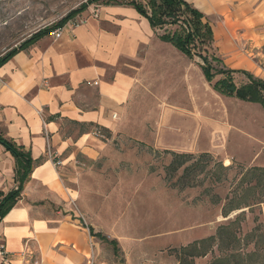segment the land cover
<instances>
[{"label": "crops", "instance_id": "obj_1", "mask_svg": "<svg viewBox=\"0 0 264 264\" xmlns=\"http://www.w3.org/2000/svg\"><path fill=\"white\" fill-rule=\"evenodd\" d=\"M185 1L204 16L209 12L224 17L227 35L229 20L242 27V18L252 9L251 0H196L199 6ZM74 22L78 24L65 26L59 38L42 36L0 66V135L28 151L34 163L20 199L0 219V264H107L100 246L104 242L88 229L106 237L98 228L102 224L94 221L119 220L120 195L88 191L99 204L95 216L84 201L80 203L82 194L64 185L58 170L74 168L77 159L100 156L105 144L94 135L96 130L112 138L144 139V134L128 131V126L143 123L138 116L140 92L143 106L149 108L153 102L148 103L152 94L147 85H164L171 56L194 59L161 41L128 5H104L96 18L82 13ZM183 116L162 99L155 140L173 132L182 144L187 134ZM15 168L13 156L0 144L1 194L16 188ZM70 199L89 220L88 229Z\"/></svg>", "mask_w": 264, "mask_h": 264}, {"label": "rangeland", "instance_id": "obj_2", "mask_svg": "<svg viewBox=\"0 0 264 264\" xmlns=\"http://www.w3.org/2000/svg\"><path fill=\"white\" fill-rule=\"evenodd\" d=\"M86 1L0 0V56L39 30L56 24ZM190 1L199 6L196 0ZM103 2L99 0V5L89 6L83 15L96 18ZM251 7L250 14L242 18L244 26H235V21L229 20V35L224 17L206 12L215 33L210 53L221 61L212 65L218 69L247 71L264 80V0H251ZM170 61L171 69L164 85H147L152 94L148 103L153 102L149 108L143 106L140 92L138 116L143 123L128 126V131L142 133L144 139L103 135L104 151L96 160L77 159L74 168L58 170L64 185L81 193L80 203L84 201L95 216L99 204L94 199L97 197L86 194L88 191L120 195L122 217L117 221L97 218L94 221L96 225L102 224L98 228L109 240L114 238L118 243L117 253L100 243L102 259L107 264H177L172 249L212 236L218 225L242 211L241 238L256 224L264 229V204L251 210H235L226 218L221 215L226 199L236 206L252 203L258 193L264 195V188H246L239 180L248 168H264L263 110L258 105L215 92L213 84L221 76L205 81L198 58L187 60L174 55ZM233 77L237 86L247 81L240 73ZM162 99L184 114L187 134L182 144L176 142L173 132L155 140ZM175 126L172 118L171 127ZM163 151L208 153L212 160L198 162L183 177L184 166L168 175L172 157ZM247 179L250 181L252 176ZM73 209L89 225L77 201ZM251 247L241 246L240 253L251 251ZM218 256L214 248L205 257L196 258L195 264H208ZM238 263H241L239 259ZM242 263L264 264V257L260 254Z\"/></svg>", "mask_w": 264, "mask_h": 264}, {"label": "trees", "instance_id": "obj_3", "mask_svg": "<svg viewBox=\"0 0 264 264\" xmlns=\"http://www.w3.org/2000/svg\"><path fill=\"white\" fill-rule=\"evenodd\" d=\"M99 0H88L78 8L70 11L56 24L39 30L23 41L18 46L10 49L0 56V66L10 59L18 51L23 50L33 44L42 36L49 35L54 29L63 27L68 21L76 18L91 5H99ZM124 4L133 7L137 13L144 17L150 27L158 32L157 37L173 46L180 53L189 59L198 58L201 61V71L207 82H211L216 75L221 76L213 84V90L224 97L235 98L242 102L258 104L264 110V80L257 78L246 71L230 70L225 68H215L221 64L219 58L210 53L213 43V31L211 24L206 17L185 0H127L118 2L115 0H104V5ZM240 73L246 79V83L237 86L234 82V74ZM0 144L10 152L15 161V182L16 188L6 194L0 193V219L11 210L20 199L24 183L34 166L28 151L23 147L15 145L13 142L0 135ZM170 154L172 159L167 167L168 175L175 173L184 166L182 176L193 170L199 163H208L211 156L207 153L200 155L192 154ZM193 161V163H190ZM186 164V166H185ZM221 168L227 169L228 167ZM250 181L247 177H251ZM180 177V178H181ZM240 182L246 188H264V168L251 167L241 173ZM260 186V187H259ZM258 193V192H257ZM264 204V195L258 193L252 203L234 205L233 201L226 199L221 208L222 217L226 218L235 210L248 208L251 210L255 206ZM244 212L235 215L233 219H228L225 223L217 226L214 234L204 239L196 240L187 246L172 249L177 264H195V259L205 257L214 248L219 253L218 258L213 259L208 264H236L238 259L243 264L251 261L254 257L262 254L264 257V229L263 225L256 224L244 238L240 236V224ZM255 222V219H254ZM92 237H96L109 245L114 253L118 252L117 242L109 240L100 234H94L89 228ZM257 238L262 240L257 241ZM256 240V241H254ZM262 246V247H259ZM251 247V251L240 253V247ZM237 258V259H236Z\"/></svg>", "mask_w": 264, "mask_h": 264}, {"label": "built area", "instance_id": "obj_4", "mask_svg": "<svg viewBox=\"0 0 264 264\" xmlns=\"http://www.w3.org/2000/svg\"><path fill=\"white\" fill-rule=\"evenodd\" d=\"M74 20H75V18L72 19V20H70V21H68L63 27H60V28L54 29L53 31H51V32L49 33V36L53 37L54 39L59 38L60 35H61V32H62V30L65 28V26H67L68 24H70V25H72V26H76V25L78 24V22H74ZM94 135L97 136V137H99V138H102V137H103L102 132L99 131V130H96V131L94 132ZM56 166H60V163H59V162L56 163ZM69 203H70V205H71L72 207L75 206V201H74L73 199H70V200H69ZM81 219H82V223H83L84 227H86V228L88 229V227H87V225H86V223H85V221L83 220L82 217H81ZM0 256H4V252H3V250H2L1 247H0ZM39 262H40V261H33V264H39Z\"/></svg>", "mask_w": 264, "mask_h": 264}, {"label": "bare ground", "instance_id": "obj_5", "mask_svg": "<svg viewBox=\"0 0 264 264\" xmlns=\"http://www.w3.org/2000/svg\"><path fill=\"white\" fill-rule=\"evenodd\" d=\"M228 165V164H227Z\"/></svg>", "mask_w": 264, "mask_h": 264}]
</instances>
